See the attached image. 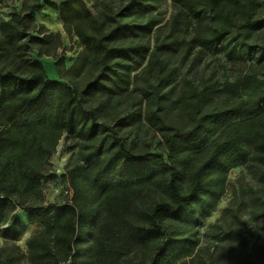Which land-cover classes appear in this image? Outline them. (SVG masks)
<instances>
[{"label":"trees","instance_id":"obj_1","mask_svg":"<svg viewBox=\"0 0 264 264\" xmlns=\"http://www.w3.org/2000/svg\"><path fill=\"white\" fill-rule=\"evenodd\" d=\"M158 1L122 0L116 11L93 13L87 2L99 0H23L20 8L12 4L9 18L0 9V226L6 241L39 227L27 251L1 247L0 264H178L195 251L198 226L224 195L231 168L255 159L264 179V79L256 76L221 86L204 81L176 99L170 90L145 89L144 119L167 157L112 138L131 82L152 70L161 80L162 53L187 43L159 34L153 46L147 41L161 20L152 9ZM175 2L182 21L193 25V45L210 46L237 26L242 40L261 24L252 0ZM42 3L83 46L70 66L60 53L61 32L34 19ZM241 51L234 46L226 55L237 62ZM42 56L55 60L57 78L48 76ZM113 121L115 128L107 124ZM64 133L83 162L70 168L71 198L45 205L42 175ZM154 183L164 198L128 218L130 195Z\"/></svg>","mask_w":264,"mask_h":264},{"label":"rangeland","instance_id":"obj_2","mask_svg":"<svg viewBox=\"0 0 264 264\" xmlns=\"http://www.w3.org/2000/svg\"><path fill=\"white\" fill-rule=\"evenodd\" d=\"M22 1L0 0V9L8 10L14 3L20 8ZM121 3L122 0H99V3L87 2V6L96 13L106 6L116 11ZM252 6L253 19L261 22L259 27L249 29V34L242 40L238 39L240 27H234L212 45L201 47L188 43L194 35L193 25L190 21H182L183 8L175 0H159L152 5L153 11L161 20L147 38L151 46L158 34L161 37L178 35L187 43L174 53H162L165 67L161 80L156 78L152 70L151 73L139 74L131 82L125 100L118 108L119 121L116 128L114 121L107 123L117 130L112 138L121 136L127 145L134 141L141 151L159 152L167 157L160 134L150 128L144 119L145 89L156 87L160 92L170 90L171 98L176 99L183 93L184 88H199L204 81L221 86L240 76L264 79V0H252ZM215 9L213 7L212 11ZM34 19L44 23L53 32H61L64 47L60 53L64 54L65 63L70 66L83 46L76 37L72 41L68 39L63 30V22L56 27L50 24V21L60 19L59 13L42 3L41 9L35 12ZM234 46L242 49V58L237 62H232L226 55V50ZM46 57H40L44 69L49 77L57 78L55 60L52 57L47 60ZM133 114H140V117H132ZM108 134H111L110 131ZM71 145V139L64 133L49 157L41 179L42 202L45 205L68 200L73 194L70 168L74 164H81L83 158L78 153L79 148H72ZM255 162V159H251L246 164H237L230 169L224 195L215 210L198 226V245L195 251L178 264H264V179L254 171ZM163 198V186L157 183L138 195L131 194L126 205L127 217L135 218L139 209L149 207ZM17 214L26 222L25 208L20 207ZM38 228L34 224L28 225L24 231L28 232V236L21 243L20 236L6 241L3 237L4 226H0V248L15 244L27 251V239ZM129 250L131 257L138 256L140 259L143 255L136 246H129ZM68 263L69 261L65 264Z\"/></svg>","mask_w":264,"mask_h":264},{"label":"bare ground","instance_id":"obj_3","mask_svg":"<svg viewBox=\"0 0 264 264\" xmlns=\"http://www.w3.org/2000/svg\"><path fill=\"white\" fill-rule=\"evenodd\" d=\"M61 23H62L61 19H55V20L50 21V24L53 27H56L57 25H61ZM46 58H47V60H50L49 57H46ZM53 70H54V68H53ZM27 236H28V232L26 231L20 236V242L24 243Z\"/></svg>","mask_w":264,"mask_h":264},{"label":"built area","instance_id":"obj_4","mask_svg":"<svg viewBox=\"0 0 264 264\" xmlns=\"http://www.w3.org/2000/svg\"><path fill=\"white\" fill-rule=\"evenodd\" d=\"M11 8H12V6H10V8H8V10L6 8L1 9L2 17L9 18V12H10Z\"/></svg>","mask_w":264,"mask_h":264}]
</instances>
